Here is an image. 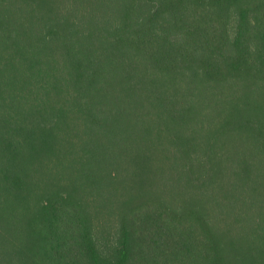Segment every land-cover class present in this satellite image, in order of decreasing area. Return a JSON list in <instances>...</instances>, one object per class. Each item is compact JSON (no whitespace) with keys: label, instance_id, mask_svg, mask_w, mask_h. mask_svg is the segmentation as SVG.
Masks as SVG:
<instances>
[{"label":"trees","instance_id":"obj_1","mask_svg":"<svg viewBox=\"0 0 264 264\" xmlns=\"http://www.w3.org/2000/svg\"><path fill=\"white\" fill-rule=\"evenodd\" d=\"M0 264H264V0H0Z\"/></svg>","mask_w":264,"mask_h":264}]
</instances>
